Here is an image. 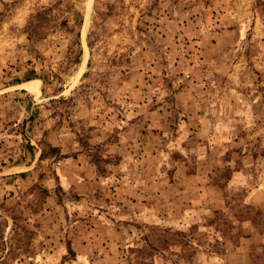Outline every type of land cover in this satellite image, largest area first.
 Instances as JSON below:
<instances>
[{"label": "rangeland", "instance_id": "1", "mask_svg": "<svg viewBox=\"0 0 264 264\" xmlns=\"http://www.w3.org/2000/svg\"><path fill=\"white\" fill-rule=\"evenodd\" d=\"M215 251L264 264V0H0V264Z\"/></svg>", "mask_w": 264, "mask_h": 264}, {"label": "trees", "instance_id": "2", "mask_svg": "<svg viewBox=\"0 0 264 264\" xmlns=\"http://www.w3.org/2000/svg\"><path fill=\"white\" fill-rule=\"evenodd\" d=\"M40 14L38 13L36 16H39ZM72 17V18H71ZM71 19L72 20H76L77 23H81L82 22V15L77 11V10H74L72 11V15H71ZM68 20H69V17L67 18H64L63 21H61V23H63L64 25H67L68 24ZM36 26V25H34ZM42 27V25H38V27L36 26L35 29H32L34 32H40V28ZM77 37H79V33L77 32L76 33ZM77 45H78V41L76 42ZM80 56H81V51L79 49V51L77 52L76 54V57H75V61L76 62H79L80 61Z\"/></svg>", "mask_w": 264, "mask_h": 264}, {"label": "crops", "instance_id": "3", "mask_svg": "<svg viewBox=\"0 0 264 264\" xmlns=\"http://www.w3.org/2000/svg\"><path fill=\"white\" fill-rule=\"evenodd\" d=\"M143 204H144V203H143ZM144 205H146V204H144ZM150 212H151V211H150ZM182 214H183V213H182ZM147 215H148V214H147ZM148 217H150V216L148 215ZM247 236H248V235H243L244 240L247 239V238H246ZM234 245L236 246L235 251L239 250L240 247H241V246H237L236 244H234ZM210 253H211V254H214L215 256H212V257L208 256L210 261H207L206 264H216V262H218L217 259H216L217 252L215 251V252H210ZM225 253H226V251H225ZM221 260H222V258H221ZM213 261H214V262H213ZM155 264H157V263L155 262ZM184 264H185V263H184ZM186 264H187V263H186Z\"/></svg>", "mask_w": 264, "mask_h": 264}, {"label": "bare ground", "instance_id": "4", "mask_svg": "<svg viewBox=\"0 0 264 264\" xmlns=\"http://www.w3.org/2000/svg\"><path fill=\"white\" fill-rule=\"evenodd\" d=\"M23 85H27V87L30 89V90H35L36 89V86H35V83L33 82V80L31 81H28V82H24ZM25 87V86H24Z\"/></svg>", "mask_w": 264, "mask_h": 264}]
</instances>
